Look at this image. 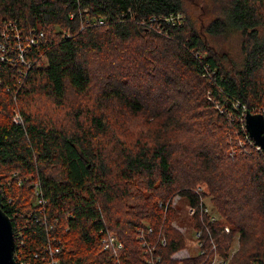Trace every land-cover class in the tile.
Here are the masks:
<instances>
[{
    "label": "trees",
    "instance_id": "obj_1",
    "mask_svg": "<svg viewBox=\"0 0 264 264\" xmlns=\"http://www.w3.org/2000/svg\"><path fill=\"white\" fill-rule=\"evenodd\" d=\"M233 36L236 58L216 40ZM0 42L18 264H178L176 193L196 207L210 195L223 219L197 209L205 250L185 264H264V149L244 128L264 113V0H0Z\"/></svg>",
    "mask_w": 264,
    "mask_h": 264
},
{
    "label": "rangeland",
    "instance_id": "obj_2",
    "mask_svg": "<svg viewBox=\"0 0 264 264\" xmlns=\"http://www.w3.org/2000/svg\"><path fill=\"white\" fill-rule=\"evenodd\" d=\"M217 47L219 49H222L225 52H229L232 55H234V57L236 58L238 54H240V39L236 36L233 37H228V38H224V37H220L217 38ZM254 109H259V108H254ZM262 110H264V108H261ZM258 113V112H257ZM228 116L230 117L231 114L229 113ZM232 118V116L229 118V120ZM241 119L239 118V121ZM239 144V148L241 147V145L244 143L243 139H240L237 141ZM249 149V147H248ZM249 152V151H248ZM201 188L202 191H207L208 188L207 186L204 184H200L198 186V188ZM200 192V191H199ZM204 201H205V205L208 208L207 211L203 212L204 214H209L210 215V222L212 221H216L219 218L218 214V209L215 207L214 202L212 201V197L210 195H208L207 197H203ZM169 204V203H168ZM167 204V206H168ZM162 205V203H161ZM189 202L182 197V195L180 193H176L172 196V200H171V204L169 206H171V209L174 211V218L172 219V226L176 229H178V231L180 233H182L185 236L186 239V244L185 246L178 250L177 252H175L172 255L173 259H176L178 264H185L184 260L185 259H190L195 255H200L204 252V248L203 246L205 245V241L202 238V230L196 229L193 226L192 223V216H194L192 214V212H190L189 210ZM166 206V208H167ZM197 214V213H196ZM223 227L225 231H230V226L228 223H223ZM210 233V232H209ZM145 241V240H144ZM143 241V242H144ZM240 236L239 234H237L234 238V242H232L231 245V249H230V255L233 254L234 252L236 253V251L238 250L239 246H240ZM142 242V243H143ZM209 242H211L213 244V242H215L214 237H210ZM142 245V244H140ZM15 252V251H14ZM223 260L225 261V264H228V259L224 258L222 256Z\"/></svg>",
    "mask_w": 264,
    "mask_h": 264
},
{
    "label": "water",
    "instance_id": "obj_3",
    "mask_svg": "<svg viewBox=\"0 0 264 264\" xmlns=\"http://www.w3.org/2000/svg\"><path fill=\"white\" fill-rule=\"evenodd\" d=\"M246 127L255 143L264 149V114L247 111ZM15 236L10 216L0 197V264H18L14 256Z\"/></svg>",
    "mask_w": 264,
    "mask_h": 264
},
{
    "label": "built area",
    "instance_id": "obj_4",
    "mask_svg": "<svg viewBox=\"0 0 264 264\" xmlns=\"http://www.w3.org/2000/svg\"><path fill=\"white\" fill-rule=\"evenodd\" d=\"M156 17H153L152 20H155ZM30 42L34 43L33 42V39H30ZM21 55V54H20ZM10 59L8 53H7V49H6V44L5 42H0V61H8ZM254 113H262L264 114L263 112L261 111H253ZM247 113V112H246ZM246 113H245V117H246ZM13 120L15 123H22L23 121V118H22V114L16 110L14 111V116H13ZM244 123H245V127L246 130L248 131L247 127H246V122H245V118H244ZM249 132V131H248ZM248 135L250 136V133H248ZM251 137V136H250ZM257 148H261L260 146L257 145ZM198 190L201 191V188L199 187ZM200 206L199 207H196L192 204L189 205V210L190 212H192V214H195L197 213V209L199 208V210L201 212H205L208 210V208L206 207L205 205V201H204V198L201 197L200 199ZM141 238H143V236L141 235ZM103 243H104V248L106 249H111L112 251H114L115 253L123 247V243L118 239V237L115 235V234H108L107 236L104 237L103 239ZM216 244L215 242H213L212 244V248L211 250H213V255L216 254V250H215V247H216ZM149 249V248H148ZM15 251V250H14ZM16 253L14 252V256L15 258L17 259V255H15ZM21 264H26L24 262H21ZM51 264H55V262L53 261ZM208 264H225V261L223 260L222 256H219V255H215L211 260H209Z\"/></svg>",
    "mask_w": 264,
    "mask_h": 264
}]
</instances>
